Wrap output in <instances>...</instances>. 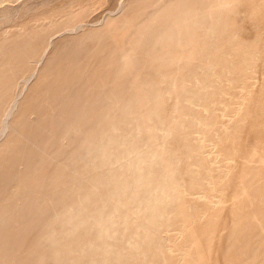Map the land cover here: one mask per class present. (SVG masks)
Wrapping results in <instances>:
<instances>
[{
  "label": "bare ground",
  "instance_id": "6f19581e",
  "mask_svg": "<svg viewBox=\"0 0 264 264\" xmlns=\"http://www.w3.org/2000/svg\"><path fill=\"white\" fill-rule=\"evenodd\" d=\"M37 1L42 8L35 6L37 4L35 0L25 1L27 3L23 2V7L20 4L19 10L16 9L13 19L8 14L12 20L10 18L8 20L7 17L5 19L8 21L0 25V248L8 244L13 245L15 236L4 238V234L16 223L22 226L23 223L26 224L25 221L30 215L29 210L38 203L43 208L40 228H45L44 221L50 223V219L61 223L68 222L71 234L74 232L77 233V237H81L83 243L81 242L80 247L72 254L74 264H264V231L258 229V232L252 234L254 239L250 238L249 235L256 230V224L255 229L251 227V233L248 230L250 233L248 237L242 234L250 228L246 224L249 222L247 219L250 216L249 209L254 203L251 206L248 203L250 207L247 208L248 204L244 201L246 206H241L246 195L249 194L251 200L255 196L257 189L253 183V177H257L258 171L250 172L251 169L249 171L248 166L255 158L259 164L264 162L263 152L258 151L254 154L257 145L249 147L251 144L249 142L250 140L252 142L253 138L246 137L250 139L247 145L253 151L247 149L253 154L246 149L250 155L249 157L246 155L245 159L242 156V159L240 156L242 152L235 145L237 141L234 140L235 142L233 141L230 145L233 138L229 141L223 133L207 134L205 131L208 129V123L192 113L193 108H200V110L203 108L206 111H211L212 108L201 100L202 95L200 99L196 95V91L204 86L200 83L199 79L202 76L200 77L201 74L197 73V69L204 73L205 62L200 63L197 60L194 62V59H189L193 58L191 54H195L193 52L190 54L189 50L199 49L201 44L198 41L193 43V39L188 42V39L192 38L191 33L194 32L195 35V31L202 29L203 34H213V36L217 34L215 42L218 44H215L216 49L215 46L213 48L217 52L223 50L228 41L231 40L233 44V40L243 32L246 26L243 27L242 24H236L239 22H235L234 25L230 24L231 28H227L223 20L230 11H234L235 6L244 5L245 2H263L264 4V0H119L117 9L115 8L113 13L110 12L100 21L98 20V23L87 27L82 23L72 24L76 17L73 11L75 4L70 5L73 0L69 2V7L64 9V12L61 11V7L54 5L62 0H53L54 4L50 5H47L50 0ZM82 2L83 0L81 4ZM143 2L149 3L152 9L141 16V12L139 14L134 6ZM246 3L245 5H251ZM61 4L58 5L63 6ZM27 5L28 10H24L26 14L20 16V13L24 12L22 9ZM236 12L238 13V10ZM4 16L1 18L3 19ZM137 18L139 23H130ZM230 18V21L234 22V17ZM2 19L0 22L5 21ZM258 19L257 22L260 21ZM195 21L200 24V28H196L198 26L194 25ZM223 31L229 32L227 40H223L224 35L219 34ZM79 33L83 34L82 42L89 38L105 37V42L98 44V46L101 45L100 49L104 53L96 57L97 59L91 56L93 60L85 58L77 60L76 52L80 48L78 44L65 55L64 60L60 59L61 47L64 46L62 44L65 41L59 47L58 39L67 40ZM255 33L257 31L254 30L253 34ZM36 34L43 35L44 44L40 50L38 49L37 57H34V65L29 70L26 68V71H24L25 67L19 68L20 70L15 67L17 71L14 69L15 72L11 74L10 69L14 67L16 55L26 47L25 44L22 47L21 43L27 37L30 38ZM254 35L252 37L256 38ZM201 37L204 38L205 35ZM143 38L146 39L140 42L139 40ZM179 38L184 39L181 47L189 51V55H186V51L182 56H180L181 52H177L180 45L174 41ZM111 39L114 40L113 44L107 42ZM260 39L255 40L260 41ZM157 42L161 45L157 44L156 48H153ZM235 44L233 45L236 47ZM230 47L224 49L228 55L238 50V48L230 49ZM206 48L205 45V51ZM94 49V46H90L84 50L93 51ZM145 50L146 52L140 55V52ZM256 50L258 53L259 50ZM261 53L257 54V57ZM150 55H157L159 62L158 57H156L158 62L156 65L152 66L151 60L146 61L147 69L141 73L138 66L143 64L145 58L149 59ZM215 55L209 54L208 59ZM253 56L257 58L256 52ZM215 58L217 57H214V60ZM255 58H253L255 61L259 59ZM240 59L239 63L244 62L247 66L253 61L246 56ZM214 62L212 70L217 71L214 66L219 62L216 61L215 64ZM253 65H259V63ZM229 68L227 71L231 70ZM221 69L220 75L224 67ZM234 71L237 70L234 68ZM151 73L155 75L154 79L149 78ZM213 74L217 75L215 72ZM230 75L232 76L231 73ZM246 75L242 77L245 78ZM247 76L251 80L250 86L238 85L237 94L227 93L229 101L218 102L219 114L225 118V124L221 126L226 132L235 129L240 119H243V124L245 123L244 105L251 102L248 98L253 97L250 94L254 89L256 87L260 89L259 84L264 74L255 70L252 76ZM230 78V80L235 79ZM228 81L227 84H229ZM158 83L162 86L163 97H159L158 92L143 97L147 89L150 91L151 87ZM222 85L219 86L222 87ZM214 86L217 85L214 84ZM223 86L226 87V85ZM219 89L221 92L223 88ZM87 90L91 91L90 95H86ZM214 94L216 95L215 92ZM78 96L84 101L82 100L77 111H75L77 107L75 109L73 107L74 110L70 109L75 111L71 114L69 107L79 102H77L78 98L76 101L70 98ZM255 96L258 97V95ZM256 100L258 103L259 99ZM254 103L256 104V101ZM208 104L212 105L210 102ZM183 105L190 109L184 110ZM227 107H232L234 110L230 108L232 110L230 112ZM250 112L252 113L251 110ZM64 113L71 115L65 116ZM189 117H194L195 121L188 122L187 127L183 126L182 119ZM255 123L256 120L252 118L250 127H247L250 129ZM216 125L214 124V127ZM211 128L213 127H209V130ZM236 130L235 133L238 132ZM235 133L232 132L234 135ZM238 135H242L241 131ZM244 138L238 141L241 142ZM263 139L260 138V141H264ZM227 141L232 149L227 146L228 144L224 145ZM241 145L243 146V143ZM203 149L207 160L201 156ZM258 150L261 151L259 147ZM16 152L20 155L16 158L17 154H15L11 160L12 155L9 158L8 154ZM29 152L33 154L32 158H29L31 156ZM38 154L43 157H40L39 161L34 160V155L36 157ZM256 163L257 161L254 165ZM67 178L80 179L81 183L89 178V181H92L88 192L91 205L90 201L86 204L84 208L86 217L82 222H80L82 215L80 218L71 220L72 215L79 210L74 203H66L64 199L66 190L62 188V183L66 182ZM39 180L41 183H38ZM72 181L74 182V179ZM31 187L32 189L36 187L32 193L29 191ZM72 188L75 192L76 188L74 186ZM257 196L256 193L254 198L256 199ZM261 205L264 206V203ZM64 208L71 213V216H65ZM38 209L33 208V213ZM255 212L258 211L255 210ZM259 219L263 221L264 218L260 216ZM27 227L28 225L25 229ZM31 231L28 230V234ZM53 233L57 234L58 230ZM66 233L69 231L64 232ZM60 235L48 236L44 239V246L57 249L59 245L61 248L66 247L72 251L73 247L68 241L59 244ZM29 237L28 235V239ZM24 239L27 241L26 238ZM21 241L24 240L21 239L20 243ZM22 244L18 247L20 245L22 247ZM56 251L59 252V250ZM27 252L28 246L25 250V253ZM52 255L54 254H49L47 260H52ZM70 255H67V258ZM42 261L45 264L48 263ZM55 261L57 264V259ZM4 262L6 264V261Z\"/></svg>",
  "mask_w": 264,
  "mask_h": 264
},
{
  "label": "rangeland",
  "instance_id": "374dc122",
  "mask_svg": "<svg viewBox=\"0 0 264 264\" xmlns=\"http://www.w3.org/2000/svg\"><path fill=\"white\" fill-rule=\"evenodd\" d=\"M25 1H28L29 2V0H0V19H2L1 17L2 16H4L3 17V19L2 20H4L5 18H7L9 15H10V17L13 19V14L17 11V10H19V7H21V5L23 4L24 5V3H25ZM37 0H35V2H36ZM51 1H52V3H51ZM71 0H67V1H65V0H62V1H60V3H57V4H54V2H53V0H50L49 1V3H47V5H50V4H54V5H56L57 7H61L60 9H61V11L62 12H64V9H66V8H68L69 7V2H70ZM75 1V2H74ZM81 1L82 0H73V2L72 3H70V5L71 4H75V6H77V8L74 6V10L73 11H75V18H74V20H73V23L72 24H81L82 23V25L83 26H91L92 24L94 25L95 23H98L103 17H105L106 15H108V14H110V12L111 13H113L114 11H115V8L118 6V2H120V1H122V0H83V2H82V4H81ZM85 1H87V2H85ZM90 1V2H89ZM92 1V2H91ZM124 1V0H123ZM24 2V3H23ZM38 2V1H37ZM36 2V3H37ZM65 2H67L68 4L66 5V3ZM248 2V1H247ZM27 3V2H26ZM25 3V4H26ZM62 3V4H61ZM63 3H65V4H63ZM77 3H79V4H77ZM246 3V2H245ZM245 3H244V5L243 4H241V6L240 5H237V6H235V9H234V11H230V13L227 15V17L225 18V20H223L224 22H226L225 24L227 25V28H231L232 26H230V24L231 25H234V23L235 22H239V23H236V24H242L243 25V27H244V30H243V32L240 34V35H238V37H236V38H239V40L237 39L236 40V38H235V40H233V44H235L236 45V47L233 45V44H231L232 42H231V40L230 41H228L227 42V44H226V46H224L223 47V50H221V51H218L217 52V50H215L216 49V43L218 44V42H215V41H217V34L216 35H214L213 36V34H211V35H207V34H203V30L201 29H199L198 31H195L196 33H195V35H194V32L193 33H191V37L192 38H190V39H188V42L189 41H192V39H193V43L194 42H199L201 45H204V46H201V45H199V49H196V50H194V51H192V50H189V51H191V52H189V51H186V50H184V48L182 49V47H181V43H183L182 41H184V39H175V41L174 42H177L179 45H180V47H179V49H177V52H181L180 53V56H182V55H185V51L188 53H192L193 52V54L194 55H190L191 57H193V58H189V59H191V60H193L194 62H200V63H202V62H205V64H204V66H206V68H208V69H210V70H207L206 68H205V72L204 73H202V71H200V69H197L198 70V72L197 73H199V74H201L200 75V79L199 80H201L200 81V83H203V87L200 89V90H197L196 91V95L198 96V99H200L199 97L201 96V100H203V101H205L204 103H206L207 104V106L209 107V108H212L211 109V111L210 110H208V111H206V110H204L203 108H201V110H200V108L198 109H196V108H193L191 111H192V113L196 116V117H199V118H201V120H204V121H206L207 123H208V125L209 126H207L208 127V129H207V127H206V133L208 134H214V132H217V134H218V132H219V134H224L225 135V137H226V139L227 140H231L232 138V140H231V142H230V145H231V143L235 140V141H237L236 143H235V145H236V147L239 149V151H241L242 152V154H240V156L242 157H244V159L245 158H247V157H245L246 155L249 157V155L250 154H257L258 153V151L259 152H263L262 154L264 155V148H262V147H260V146H263L264 147V141H260V138L261 139H263V137H264V111H263V109H264V98H263V94L264 93H260V92H264V85H263V83H264V76H263V78H262V82H261V84H259L260 85V89L261 88H263V90H260L259 89V87L257 88L256 87V89H258V90H256V89H254V93L257 91V93H253L252 92V94H254V95H252V94H250V96H253V97H249L248 98V101L250 102V103H245V107H244V109H243V115H244V120H245V123L243 124V119H238L239 121H237V124H236V128L235 129H231V130H227V132L225 131V129L222 127L223 126V124H225V118L224 117H222L221 116V114H219L220 112H219V108H220V104L218 103V102H221V101H229V98H228V96H227V93H230V94H237L238 93V85L240 86V85H242V84H247L248 86H250L251 85V80H249V76H247V75H250V76H252V74L255 72V70L258 72V71H260V72H262L263 74H264V28H263V25H264V20L262 19V18H264V4H263V2L261 3V2H248V3H246V4H251V5H245ZM256 3V4H255ZM21 4V5H20ZM38 4V5H37ZM37 4H35V6H37V8H42V6L40 5V3H37ZM61 4V5H63V6H59V5ZM77 4V5H76ZM81 4V5H80ZM255 4V5H254ZM23 5H22V7H23ZM255 7H254V6ZM262 5V6H261ZM18 6V7H17ZM79 6V7H78ZM151 5L149 4V3H147V2H143V3H140V4H136L135 6H134V8H137V11L139 12V14H140V12H141V16L142 15H144V14H146L147 12H149L152 8L150 7ZM248 6V7H247ZM260 6V7H259ZM15 7H17V8H15ZM26 7V8H25ZM150 7V8H149ZM241 7V8H240ZM28 8V5L27 6H24V8L22 9V11H26V10H28L27 9ZM238 8V9H237ZM14 9V10H13ZM17 9V10H16ZM117 9V8H116ZM148 9V10H147ZM247 9V10H246ZM251 11V10H253V11H249V10ZM143 10H145V11H143ZM147 10V11H146ZM238 10V13L236 12ZM245 10H246V12H245ZM2 11V12H1ZM4 11H6V12H4ZM23 12V13H20V16L22 15H25L26 14V12ZM248 11V12H247ZM12 12V13H11ZM240 12V13H239ZM249 13V14H248ZM252 13V14H251ZM254 13V14H253ZM262 13V14H261ZM4 14V15H3ZM7 14V15H6ZM9 14V15H8ZM11 14H12V16H11ZM174 14H176V13H174ZM239 14V15H238ZM246 14H248V15H246ZM250 14H251V16H250ZM236 15V16H235ZM244 15H245V17H244ZM263 15V16H262ZM141 16L139 17V19L141 20ZM234 17V19L232 18V20H234V22L232 21H230L231 20V18L230 17ZM241 16V17H240ZM258 16H259V19H258ZM10 17H8L7 19L8 20H10L11 18ZM262 17V18H261ZM10 18V19H9ZM228 18H229V20H228ZM256 18V19H255ZM7 19H5V21H1V22H3V23H1L0 22V25H2V24H4L5 22H7L8 20ZM11 19V20H12ZM138 19V18H137ZM137 19H135V20H132L130 23L131 24H136V23H139L140 21H139V19L137 20ZM250 19H253V20H250ZM257 19H258V21L259 22H257ZM99 20V21H98ZM241 20V21H240ZM242 20H244V21H242ZM256 20V21H255ZM137 21V22H136ZM231 22V23H229V22ZM223 22V23H224ZM241 22H243V23H241ZM260 22H261V24H260ZM233 23V24H232ZM259 25H258V24ZM225 24H223V26H225L226 27V25ZM194 25L195 26H198V27H196V28H200L201 26H200V24H198L197 23V21H195L194 22ZM247 26H248V28H247ZM257 26V27H256ZM254 29H253V28ZM261 29V30H257V29ZM251 29H253V30H251ZM263 29V30H262ZM249 30V31H248ZM252 32H251V31ZM254 30H255V32L257 31V33H255V35L253 34L254 33ZM230 34H231V29H230ZM229 32L228 33H226V32H222V33H219V34H223L224 35V38L223 37H221V39L223 38V40H227V38H229ZM249 32V33H248ZM251 32V33H250ZM199 33H202V35L204 36L205 35V37L203 38V37H201L202 35H199ZM248 33V34H247ZM197 34V35H196ZM245 34V35H244ZM262 34V35H261ZM227 35V36H226ZM256 36V38L255 37H252V36ZM258 35V36H257ZM242 36V37H241ZM200 37V38H199ZM208 37V38H207ZM226 37V38H225ZM249 37H251V38H249ZM41 38V39H40ZM82 38H83V34H81V33H79V34H77V35H74V36H72L71 38H69V39H63V40H59L58 39V45L57 46H59V47H61V44L62 45H64V46H62L61 47V50H62V52H61V57H60V59H62V60H64V58H65V55H67L69 52H71L75 47H77V45L78 44H80V48H79V50L76 52V58L75 59H77V60H82L83 58H85L86 60H93V58H91V56H93V57H95L94 59H97L96 57H98V56H100L101 54H103L104 52L100 49L101 48V45L100 46H98V44H102V43H104L105 42V37H103V38H98V37H94V38H89V39H87V40H84L83 42H82ZM199 38V39H198ZM246 38V39H245ZM261 38V39H260ZM263 38V39H262ZM40 39V40H39ZM146 38H143V39H141V40H139L140 42H143V40H145ZM196 39V40H195ZM203 39H206L207 41H205V42H209L208 43V46H207V43H205L204 42V40ZM215 39V40H214ZM251 39H253L252 41H251ZM255 39H260V41L258 40H255ZM203 40V41H202ZM247 40V41H246ZM33 41V42H32ZM185 41H187V40H185ZM239 41V42H238ZM246 41V42H245ZM250 41V42H249ZM254 41V42H253ZM262 41V42H261ZM30 42L32 43V44H34V43H36V44H34V45H32V44H30ZM108 43H110V44H113L114 43V40L113 39H111V40H108L107 41ZM204 42V43H203ZM248 42V43H247ZM27 43H28V45H27ZM212 43V44H211ZM238 43H239V45H238ZM256 43V44H255ZM263 45V46H261V44ZM23 44H25L26 45V47H24V49H22V51L20 50V52L16 55V60H15V64H14V67H12L11 69H10V72H12L11 74H13V72H15V71H17V69L18 70H20V69H24V67H25V69H24V71H26V68H27V70H29L33 65H34V62L33 61H35V58L37 57V55H38V52H39V50H40V47L41 46H43V35H39V34H36L35 36H32V37H30V38H26V39H24L23 40V42L21 43V46L23 47ZM42 44V45H41ZM96 44V45H95ZM157 44H160L161 45V43H155L154 44V47L153 48H156V46H157ZM244 44H247V45H244ZM36 45V46H35ZM205 45H206V51H205V49H204V47H205ZM252 45V46H251ZM253 45H255V47H256V49H258L259 51H258V53H257V50L255 49V47L253 46ZM29 48H28V47ZM34 46V47H33ZM90 46H94L95 47V49L93 50V51H85L84 49L85 48H87V47H90ZM215 46V49L213 48ZM230 47V49H232V47H233V49H234V47H235V49H237L238 48V50L237 51H235L234 50V54L232 55V54H230V55H228L227 54V51H224V49H228L229 47ZM240 46V47H239ZM249 46H250V48H249ZM32 47H33V49H32ZM97 47V48H96ZM202 47V48H201ZM213 48L212 50H211V48ZM35 48V49H34ZM209 48H210V50H209ZM240 48V49H239ZM254 48V49H253ZM260 48V49H259ZM31 49H32V51H31ZM39 49V50H38ZM77 49V48H76ZM75 49V50H76ZM244 49L246 50V51H244ZM261 49H262V51H261ZM29 50V51H28ZM38 50V51H37ZM202 50V51H201ZM213 50H214V52H213ZM241 50V51H240ZM254 50V51H253ZM23 51H25L24 53H23ZM209 51V52H208ZM216 51V52H215ZM245 53H244V52ZM250 51H252V52H250ZM146 52V50L145 51H141L140 52V55H142V54H144ZM221 52V53H220ZM224 52H226V54L224 53ZM248 52V53H247ZM255 52H256V57L259 55V53H261L260 54V56L259 57H257V58H259V59H257V58H255V56H253L254 54H255ZM186 53V55H189V53L187 54ZM213 53V54H212ZM251 53V54H250ZM254 53V54H253ZM27 54H28V56H27ZM72 54V53H71ZM202 54H204V55H202ZM209 54L210 55H215V56H212V58L211 57H209V59H208V56H209ZM222 54H223V56H222ZM236 54V55H235ZM238 54V55H237ZM244 54V55H243ZM246 54V55H245ZM258 54V55H257ZM218 55V56H217ZM226 55V56H225ZM248 55V56H247ZM250 55H252V56H250ZM152 56V57H151ZM203 56V57H202ZM206 56V57H205ZM220 56H222V57H220ZM227 56H229V57H227ZM236 56V57H235ZM246 56V58L248 57H250V60H253L251 63H248V66H247V64L246 63H239V61L241 60L240 58L241 57H245ZM35 57V58H34ZM149 57V56H148ZM156 57H158L157 55H150V57H149V59L148 58H145L144 60L145 61H143L142 63L144 64H142V65H139L138 67H139V69L141 70L140 72L141 73H143V71H145L147 68H146V64H147V62L146 61H148L149 62V60H153L152 62L150 61V63H151V65L153 66V64L154 65H156L158 62H159V57H158V62L156 61L157 60V58ZM199 58L200 60H198V59H195V58ZM214 57H217V58H215L216 60H214ZM224 57V58H223ZM240 57V58H239ZM33 58V59H32ZM91 58V59H90ZM152 58V59H151ZM213 59L215 62L216 61H218L219 62V64L217 63V65H219V66H217L216 64H215V62L214 61H212L211 59ZM219 58V59H218ZM226 58H228V59H226ZM253 58H255V59H257L256 61L253 59ZM225 59V60H224ZM235 59V60H234ZM32 60V61H31ZM197 60V61H196ZM202 60V61H201ZM209 60V61H208ZM220 60H221V62H220ZM227 60V61H226ZM229 60V61H228ZM231 60V61H230ZM232 60H234V61H232ZM239 60V61H238ZM260 60V61H259ZM16 61L18 62V63H16ZM20 61V62H19ZM223 61V62H222ZM235 61H236V63H235ZM23 62V63H22ZM157 62V63H156ZM211 62V63H210ZM214 62V64H215V70H217V71H214V70H212V69H214L213 68V63ZM227 62V63H226ZM256 62V63H255ZM20 63V64H19ZM25 63V64H24ZM223 63H225L224 65H223ZM232 64V65H228V64ZM259 63V65H256V64H258ZM21 64H23V65H21ZM149 64V63H148ZM196 64V63H195ZM199 64V63H198ZM234 64H236V65H234ZM242 64H246V65H242ZM253 64H255L256 66H254ZM16 65V66H15ZM228 65V66H227ZM235 67H234V66ZM19 66V67H18ZM23 66V67H22ZM211 66H212V68H211ZM258 66H260V67H258ZM15 67H17V69L15 68ZM144 67V68H143ZM220 67V68H219ZM221 67H224V69H223V73H222V75H220V72L222 71V69H221ZM229 67H231V68H229ZM260 68V69H258V68ZM20 68V69H19ZM47 68H49V67H47ZM46 68V69H47ZM142 68V69H141ZM217 68V69H216ZM228 68L229 69H231V70H229V71H227L228 70ZM234 68L237 70V71H234ZM238 68H240V69H238ZM255 68V69H254ZM14 69H15V71H14ZM245 69H247V70H245ZM48 70V69H47ZM207 70V71H206ZM219 70V71H218ZM243 70V71H242ZM245 70V71H244ZM250 70V71H249ZM23 71V70H22ZM46 71V70H45ZM44 71V72H45ZM241 71V72H240ZM248 71V73H246ZM253 71V73H251ZM201 72V73H200ZM213 72H215L217 75H215V74H213L212 75V73ZM227 72H229V76H227L228 75V73ZM239 72V73H238ZM250 72V73H249ZM230 73L232 74V76L230 75ZM238 73V76L236 75ZM204 74V75H203ZM208 74H209V77H207L208 76ZM227 74V75H226ZM234 74H235V76H234ZM247 74V75H246ZM143 75V74H142ZM151 76L149 77L150 79H154L155 78V75H153L152 73L150 74ZM152 75H153V77H152ZM220 77H219V76ZM246 75V77L244 78V77H242V76H245ZM159 76V75H158ZM211 76V77H210ZM218 76V77H217ZM222 76V77H221ZM223 76H224V78H223ZM234 76V77H233ZM204 77H207V78H205L204 79ZM214 77H215V79H214ZM229 77V78H228ZM230 77H232V78H235V79H232V80H230L231 78ZM202 78L204 79V80H202ZM223 78V79H222ZM212 80V82H210L211 80ZM214 79V80H213ZM222 80H223V82H222ZM228 80H230V81H228ZM234 80V81H233ZM205 83H204V82ZM216 81V82H215ZM225 81V82H224ZM227 81H228V83L229 84H227ZM232 81V82H231ZM237 81H238V83H237ZM246 81H248V82H246ZM218 82V83H217ZM250 82V83H249ZM217 83V84H216ZM220 83H222L223 85H226V87L225 86H223L222 84H220ZM232 83V84H231ZM206 84V85H205ZM209 84V85H208ZM214 84L215 85H217V86H214ZM219 85H222V87L221 86H219ZM258 85V86H259ZM263 85V86H262ZM213 86L215 87V88H213ZM228 86V87H227ZM154 87V88H153ZM153 87H151V89H152V91H151V89H150V91H148V89L146 90V94H144L143 95V97H147V96H145V95H148V94H152L153 95V93H157L158 92V95H159V93H160V95H159V97H163V95H162V86L158 83V85H155V86H153ZM235 87V88H234ZM159 88V89H158ZM219 88H223L222 89V91L220 92L219 90H221V89H219ZM226 90H225V89ZM11 89H13V88H11ZM14 90V89H13ZM225 90V91H224ZM89 90H87V92H88ZM156 91V92H155ZM199 91V92H198ZM219 91V92H218ZM13 92V91H12ZM206 92H208V94H205ZM214 92L216 93V95L214 94ZM225 92V93H224ZM86 93V92H85ZM89 93V94H88ZM88 93H86V95H90V93H91V91L90 92H88ZM202 93V94H201ZM218 93V94H217ZM223 93H224V95H223ZM255 95H258V97H256ZM263 95V96H262ZM219 96H221V98L219 97ZM225 96V97H224ZM89 97V96H88ZM214 98L213 100H212V98ZM219 97V98H218ZM224 98V100H223V98ZM228 99H227V98ZM78 98V99H77ZM208 98V99H207ZM210 98V99H209ZM253 98V99H252ZM254 98H255V100H254ZM259 99L261 102H259V100H258V103H257V100L256 99ZM263 98V99H262ZM71 100L73 99V101H76V99L78 100L77 102H79V104H71V106L69 107V110L71 109H73V107H74V109L76 108V110L75 111H77L80 107V105H81V102H82V100L84 101V99L83 98H79V96L78 97H73V98H70ZM81 99V100H80ZM207 99V100H206ZM212 101V102H211ZM215 101V102H214ZM247 101V102H248ZM256 101V104L254 103ZM70 102H72V101H70ZM210 102V104H212L211 106H209V103ZM217 103V104H216ZM246 104H248L247 106H246ZM70 105V104H69ZM255 105H257V106H255ZM184 106V105H183ZM255 106V107H254ZM185 108H184V110L186 109V110H189L190 108L188 107V106H184ZM230 108L231 109H233L232 107H227V109H229V111L230 112H232V110H230ZM247 108V109H246ZM252 111V113L250 112V110ZM258 108V109H257ZM73 109V110H74ZM195 109V110H194ZM202 109H203V112H202ZM215 109V110H214ZM253 109V110H252ZM254 109H255V111H254ZM258 111H257V110ZM70 110V112H71V114H72V112H73V114L75 113V111H71ZM196 110H198V111H196ZM217 110H218V112H217ZM234 110V109H233ZM246 111V113H244L245 111ZM204 111H206V112H204ZM248 111H249V114H248ZM257 111V112H256ZM208 112H209V114H208ZM255 112V113H254ZM68 113V112H67ZM65 114V113H64ZM70 114V115H71ZM201 114V115H200ZM217 114V115H216ZM219 114V115H218ZM247 114V115H246ZM258 114H261V115H258ZM69 114H65V116H70ZM200 115V116H199ZM206 115V117H204ZM211 115V116H210ZM254 115V116H253ZM216 116V117H215ZM250 116V117H249ZM260 116V117H259ZM262 116H263V118H262ZM204 118V119H203ZM246 118H248V119H246ZM250 118V119H249ZM252 118H253V120H256V123L255 124H253V125H251V126H253V127H251L250 129H249V124H250V122H251V120H252ZM193 119V120H192ZM224 119V120H223ZM183 121L181 122L182 124H183V126H189V123L188 122H191V121H195V118L194 117H189L188 119L187 118H183L182 119ZM189 120V121H188ZM214 120V121H213ZM172 121V120H171ZM212 122V124H211V122ZM250 121V122H249ZM186 122V123H185ZM215 122V123H214ZM263 122V123H262ZM188 123V124H187ZM214 124H217L215 127H214ZM221 124H222V126H221ZM247 124V125H246ZM252 124V123H251ZM258 124H260V125H258ZM263 124V126H261ZM219 125V126H218ZM257 125H258V127H257ZM220 126H221V129H220ZM244 128H243V127ZM246 126V127H245ZM247 126H249V127H247ZM209 127H213V128H211L210 130H209ZM262 127V128H261ZM224 130H223V129ZM239 129V130H236V129ZM248 128V129H247ZM255 130H253V129ZM258 128H259V131H258ZM218 130V131H217ZM234 130V131H233ZM235 130L236 131H238V132H236L235 133ZM250 131V135H248L249 134V131ZM225 131V132H224ZM240 131H241V133H242V135H238L239 133H240ZM243 131H245L244 133H243ZM252 131H253V133H252ZM232 132H234L235 133V135L234 134H232ZM259 132V133H258ZM263 132V133H262ZM261 133V134H260ZM237 134V135H236ZM253 134H255V135H253ZM263 134V135H262ZM223 135V136H224ZM248 135V136H247ZM229 136H230V138H229ZM239 136H240V138H239ZM244 136H245V138L246 137H248V138H250V137H252L253 139H252V142H251V138L250 139H248V138H246V140H245V138H244ZM259 136V137H258ZM260 136H262V137H260ZM244 138V139H242V141L241 142H239L240 140H241V138ZM255 137H257V139L255 138ZM240 139V140H239ZM259 139V140H258ZM239 140V141H238ZM250 140V142L249 143H251V144H249L248 143V141ZM256 140L258 141V142H256ZM264 140V139H263ZM234 141V142H235ZM261 143H260V142ZM239 142V143H238ZM254 142H255V144H254ZM241 143H243V146L241 145ZM244 143H246V145L244 144ZM257 143V144H256ZM228 144V141H227V143H224V145L226 146ZM247 144H249V147H250V145L251 146H253V147H256V145H257V147L255 148V150H254V152L252 153V151H253V149H251V148H249L248 147V145ZM260 144H262V145H260ZM229 144L227 145L228 147L230 146ZM243 149H242V148ZM258 147L261 149V151L260 150H258ZM230 148V147H229ZM247 148H249L250 150H252V151H250L249 149H247ZM230 149H232V148H230ZM246 149H247V151L248 152H250V154L249 153H247L246 152ZM202 152L201 153H203V155H204V153L205 152H203L204 151V149L203 150H201ZM13 152V151H12ZM30 153V157H29V155H28V157L29 158H32V156H33V154L31 153V152H29ZM15 154H17L16 155V158L20 155L18 152H16V153H10V154H8L9 156V158H10V155H12V157H11V160H13V158L15 157ZM202 154H201V156L204 158V159H206V155H204L203 156ZM40 157H43V155L41 156L40 154H38L36 157H35V155H34V160H38L39 161V159H40ZM243 157H242V159H243ZM44 159V158H43ZM203 159V160H204ZM41 160H42V158H41ZM207 160V159H206ZM205 160V161H206ZM254 160H255V162L257 161V163L254 165ZM41 162V161H40ZM263 163V164H262ZM262 163H258V160L255 158V159H253V162H251L250 164H249V166H248V170L249 169H251V171L250 172H252V171H258L257 173H258V175H257V177L256 176H254L253 177V183L255 184V187H256V189L257 190H255L256 192H255V196H253V200H251L250 199V195L248 194V195H246V198H248L247 200H246V198H244V200H243V202L241 203V206L242 205H244V206H246V203L248 204H250V206L252 207V210H253V212H252V210H251V207L249 206V204L247 205V208H249L250 207V216H249V218H247L248 219V224H246L247 225V227L249 226L250 228H248L247 230H245L242 234H245L246 236L247 235H249L251 232H252V228L251 227H253L254 229H255V226H256V224H257V226H256V230L254 231V229H253V231L254 232H252L251 233V235H249L250 236V238H252L253 236H252V234L254 233H256V232H258V229H260L259 231H261V230H263L264 231V219H263V221L261 220V219H259V217L261 216V218L263 217L264 218V214H263V211H264V206L263 205H261V204H263L264 203V197H262V196H264V188H263V186H264V162H262ZM256 166V167H255ZM252 167V168H251ZM248 170H247V172H248ZM260 175V176H259ZM262 176H263V178H262ZM258 177H259V179H258ZM74 179V182L72 181ZM75 179H76V181H75ZM78 180V181H77ZM89 180H90V178H89ZM89 180H84L85 182H82L81 183V181L82 180H80V179H77V178H67V181L66 182H63L62 183V188L63 189H65L66 190V192L64 193V199H65V201H66V203H69V202H72V203H74V206L79 210V211H77V212H75L73 215H72V219L71 220H73L74 218H80L81 217V215H82V217H81V220H80V222H82L83 221V219L86 217L85 216V210H84V208H85V206H86V204L90 201V196H88V192L90 191V188H91V183H92V181H89ZM40 181V182H39ZM38 181V183H41V180H39ZM72 181V182H71ZM72 183V184H71ZM83 183H87L86 185L85 184H83ZM260 183V184H259ZM79 184H82V185H79ZM263 184V185H262ZM38 185V184H37ZM71 185V186H70ZM76 185H79L78 187L76 186ZM67 186V187H66ZM74 186V188H76L75 190V192H74V189L72 188ZM89 186V187H88ZM261 186V187H260ZM66 187V188H65ZM69 187V188H68ZM36 187H34L33 189H32V187L30 188V192L32 193V191H35L36 189H35ZM72 188V189H71ZM87 188V189H86ZM258 188H259V190H258ZM32 189V190H31ZM77 189H78V191H77ZM70 190H72V191H70ZM82 190H84V192H81ZM258 191H261V192H258ZM70 192H72V193H70ZM81 192V193H80ZM256 193H257V195L259 196V198H258V196H257V200L254 198V197H256ZM259 193V194H258ZM260 193H262L261 195H260ZM78 196H79V198H78ZM260 197H261V201H260ZM78 198V199H77ZM256 201H255V200ZM263 199V200H262ZM246 203H245V202ZM255 201V202H254ZM258 201H260V202H258ZM245 203V204H244ZM258 203V204H257ZM90 205H91V201H90V203H89ZM256 204V205H255ZM36 205V206H35ZM34 205V210H36L37 208H39L40 209V211H35V213H33V208H32V212H30V210H29V216H28V219L25 221V223L26 224H24L23 223V226L22 225H18V223H16V225L14 224L13 226L14 227H12V228H10L8 231H6V233L4 234V238H10V237H13V235L15 236L14 238V242H12L13 243V245L11 244V245H6V247H2L1 246V248H0V264H5V262L4 261H6V264H33V262H34V260H35V263L34 264H38V262H41V263H43V264H45L42 260H44L47 264H56V259H57V264H74L73 263V256H72V254H73V252L74 251H76L77 250V248L78 247H80V245L79 244H82L83 243V241H81L82 239H81V237H77L78 235H77V233H74V232H72V234H73V238L71 239V237H72V234H71V232H70V228H68V227H70V226H68V222H65V223H61V222H59V221H57V220H53V219H50V223H45L46 221H44V223L43 224H45L44 225V227L45 228H40V227H42L41 225H40V222L42 221V210H43V208L42 207H40V204H38V203H36ZM38 206V207H37ZM257 206H258V208H257ZM87 208H88V206H87ZM263 208V209H262ZM82 209H83V211H82ZM256 211H258L257 213L255 212V210ZM257 209H259V210H257ZM64 210H65V208H64ZM255 212V213H254ZM260 212V213H259ZM80 215H79V214ZM254 213V214H253ZM261 214L259 217H257L259 214ZM78 214V215H77ZM83 214H84V217H83ZM255 214H258V215H255ZM263 214V215H262ZM31 215H32V217H31ZM34 215H36V216H34ZM71 216V213H69V212H67V210H65V216ZM254 215V216H253ZM36 217V218H35ZM255 217V218H254ZM256 218H258V219H256ZM77 221V220H76ZM253 221H255V222H253ZM28 222V223H27ZM246 222V221H245ZM252 222H253V224H252ZM259 222V223H258ZM262 222V223H261ZM247 223V222H246ZM30 224V225H29ZM52 224V225H51ZM252 224V225H251ZM259 224V225H258ZM26 225H28V229L26 228L25 229V226ZM64 225H67V226H64ZM70 225V224H69ZM251 225V226H250ZM254 225V226H253ZM17 226H19V227H17ZM21 226H22V231H21ZM31 226V227H30ZM38 228V230H37V228ZM23 228H24V230H23ZM30 228H32V229H30ZM52 229L54 230V231H52ZM66 231H69V233H66V234H68V235H66V234H64V232H66ZM67 229H69V230H67ZM28 230H29V232H30V230H32L31 231V233L33 232L34 234H31V233H29L28 234ZM35 230H37V231H35ZM55 230H56V232H57V230H58V233L56 234H54L53 232H55ZM248 230L250 231V233H248ZM25 233H24V232ZM50 231H52V232H50ZM60 231V232H59ZM20 232H23V233H20ZM43 232V233H42ZM63 234H62V233ZM52 233V235H50ZM21 234H23V235H21ZM26 234V235H25ZM31 234V235H30ZM54 234V235H53ZM60 235L59 236V239H58V242H59V244L61 243V242H63V241H68V243H69V245L70 246H72L73 247V250L71 251L70 249H66V247H64V248H61V247H59V245H58V248L57 249H52V248H47V247H45L44 246V243H45V241H44V239H46L48 236H54V237H56L57 235ZM75 234V235H74ZM242 234H241V236H242ZM28 235L30 236L29 237V239H28ZM43 235V236H42ZM244 235V236H245ZM7 236V237H6ZM21 236V237H20ZM24 236V237H23ZM244 236L242 237L243 239H244ZM53 237V238H54ZM239 238H241L240 236H238ZM248 237V236H247ZM246 237V238H247ZM24 238H26L27 239V241L24 239ZM33 238H34V240H33ZM78 238H80V240H78ZM24 240V241H21V243H20V240ZM71 239V240H70ZM248 239V238H247ZM252 239H254V238H252ZM251 239V240H252ZM76 242H75V241ZM78 240V241H77ZM1 241V240H0ZM72 241H74V242H72ZM253 241V240H252ZM255 241V240H254ZM22 242H23V244H24V246H23V244H22ZM82 242V243H81ZM22 244V247H21V245H20V247H18L19 246V244ZM27 243V244H26ZM74 245H73V244ZM254 243V242H253ZM38 246H37V245ZM36 245V246H35ZM14 246V247H13ZM27 246H28V252L27 253H25V250H26V248H27ZM50 246H52V245H50ZM82 246V245H81ZM20 248V249H19ZM37 249H40V250H37ZM54 250L56 251V250H59V254L57 253V251L56 252H54ZM30 252H32V253H30ZM40 252H42V253H40ZM46 252V253H45ZM38 253H40L39 255H38ZM54 254V255H52V260H47V256L49 255V254ZM71 254L70 255V257L69 258H67L68 256H69V254ZM15 254V255H14ZM46 254H48V255H46ZM39 256V258H38V256ZM61 255V256H60ZM68 255V256H67ZM40 256H42V259H40ZM9 257V258H8ZM64 257H65V259H64ZM72 257V258H71ZM6 258H8V259H6ZM28 258V259H27ZM38 258V259H37ZM40 259V260H39ZM63 259V260H62ZM66 259H67V261H66ZM72 260V261H70V260ZM21 260V261H20ZM39 260V261H38ZM50 261V262H49ZM52 261H53V263H52ZM29 262V263H28ZM60 262V263H59ZM62 262V263H61ZM40 264V263H39Z\"/></svg>",
  "mask_w": 264,
  "mask_h": 264
}]
</instances>
